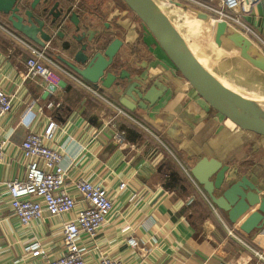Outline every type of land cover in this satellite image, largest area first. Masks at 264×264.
I'll return each instance as SVG.
<instances>
[{
	"label": "crops",
	"instance_id": "0c3cea01",
	"mask_svg": "<svg viewBox=\"0 0 264 264\" xmlns=\"http://www.w3.org/2000/svg\"><path fill=\"white\" fill-rule=\"evenodd\" d=\"M153 1L186 46L189 43L177 28L181 9L195 13V18L210 24L215 33L217 23L207 13L187 9L183 3ZM56 2L59 6L54 12L61 11L63 16L54 21L49 11ZM43 9L47 10L44 14ZM197 12L207 20L199 19ZM34 13L45 17L44 31L51 37L46 54L68 71L57 57L73 62L82 45L87 46L83 53H96L120 39L122 46L108 71L121 79L110 89H103L94 88L71 71L76 78L57 71L48 81L26 78L28 49L17 39L20 35L11 29L7 17L0 14V88L14 94L12 112L0 119V141L4 143L0 163V264H40L63 253L61 227L71 215L54 217L45 213L22 226L11 213L3 185L24 176L19 145L25 132L43 133L51 122L57 129L48 145L61 153L68 191L76 195L75 181L86 177L100 183L113 199V211L99 233L92 239L81 236L79 247L86 264H98L102 256L123 264H264L248 248L227 237L225 229L235 228L244 243L264 255V227L250 234L240 232L190 174L200 159L213 158L229 167L225 187L245 176L264 196V134L237 127L202 99L121 0H48ZM73 14L76 23L70 20ZM184 17L186 26H191L186 30L189 34L192 24ZM242 20L257 35L242 34L251 41L252 54L264 58V0L253 2ZM202 29L198 25L195 30L200 33ZM81 35L84 39L76 41L75 37ZM221 46L238 52L246 75L235 74L233 81L227 72L207 62L206 56L188 49L203 70L227 90L236 93L242 83L251 86L246 90H263L264 73L241 59L239 50L227 39H222ZM130 81L140 83L141 92L158 83L163 94L146 109L138 99L134 101L125 94ZM115 130L126 132L125 142L119 144L113 139ZM245 138L248 142L243 144ZM164 151L173 157L171 161ZM172 161L177 163L176 172H172L176 165ZM121 182L126 183L123 191L118 190ZM128 237L136 239L137 247L127 245ZM32 243H39L40 248L25 251Z\"/></svg>",
	"mask_w": 264,
	"mask_h": 264
},
{
	"label": "water",
	"instance_id": "95a60500",
	"mask_svg": "<svg viewBox=\"0 0 264 264\" xmlns=\"http://www.w3.org/2000/svg\"><path fill=\"white\" fill-rule=\"evenodd\" d=\"M25 1L0 0V14L7 17V22L13 31L29 42L45 48L51 39L50 35L44 31L45 17H38L34 12L39 5L45 4L48 0H31L28 5ZM121 1L142 23L174 68L202 99L241 127L264 134V113L245 105L242 97L225 89L203 70L153 0ZM58 6V2L54 3L53 10L49 11L54 21L63 16L61 11L54 12ZM186 8L194 10L188 6ZM46 12V9L42 10V14ZM197 17L207 20L205 15L198 12ZM70 20L76 23L77 17L73 14ZM75 38L80 42L84 36ZM223 38L239 50L241 59L264 73V58L252 54L251 41L240 33L228 32L227 23L221 21L215 26V44L221 46ZM121 46V40L116 38L104 50L96 53H83L87 51V46L82 45L80 51L74 56L73 62L62 57L57 59L94 88L110 89L117 80L121 79L108 71ZM157 84L141 92L140 83L130 81L125 94L134 101L138 99L144 108H151L163 94L164 89ZM228 170L227 165H223L216 159L202 158L190 169V174L202 187L211 203L225 213L227 221L236 226L240 232L250 234L254 230L262 229L264 227V196H261V189L245 176L225 187Z\"/></svg>",
	"mask_w": 264,
	"mask_h": 264
},
{
	"label": "built area",
	"instance_id": "2783aa9c",
	"mask_svg": "<svg viewBox=\"0 0 264 264\" xmlns=\"http://www.w3.org/2000/svg\"><path fill=\"white\" fill-rule=\"evenodd\" d=\"M167 1L183 3L194 10L203 11L209 15L213 23L226 22L228 32L257 36L242 20L243 13L257 0ZM17 39L28 49L29 53L25 61L26 78L40 77L42 80L48 81L56 71L76 78L70 71L49 57L44 48L33 46L21 36ZM261 43L263 42L261 41ZM82 84L103 102L111 104L96 89H92L83 82ZM13 96L14 94H9L0 88V119L12 112ZM48 106L51 107L52 103H48ZM116 110L128 117L120 109L116 108ZM56 129V124L51 122L43 133L25 132L19 145L25 163L24 176L3 183L4 190L9 197L12 215L22 226H28L31 222L41 219L45 213L54 217L71 215L67 221L62 223L61 227L62 255L55 259H44L40 264H86L83 252L79 247L81 236L84 235L92 239L99 233L113 211V199L100 183H94L86 177H80L75 181L76 195L68 191L66 172L61 167V153L48 145V142L53 139ZM112 137L121 144L125 142L126 132L115 130ZM3 157L4 143L0 141V163L3 161ZM125 187L126 183L121 182L118 190L123 191ZM212 209L216 210L214 206ZM225 229L227 237L245 246L256 258L264 261L263 253L244 243L235 234V228ZM126 243L130 248L137 247L134 237H128ZM39 248V243H32L26 247L25 251L34 252ZM98 264H123V262L119 259L102 256Z\"/></svg>",
	"mask_w": 264,
	"mask_h": 264
},
{
	"label": "rangeland",
	"instance_id": "374dc122",
	"mask_svg": "<svg viewBox=\"0 0 264 264\" xmlns=\"http://www.w3.org/2000/svg\"><path fill=\"white\" fill-rule=\"evenodd\" d=\"M182 11H179L178 13L182 14L181 17L179 16V21H178V30L181 33V36L184 37V39L186 38L187 43L188 44V48L192 49L195 53V55L203 57L206 56V58L208 60H206L207 62L211 63L212 65H214L218 71L221 72H227V76H230L229 78L232 79L234 81L235 79V74L239 75V74H244L246 75V71L242 68V66L244 64H241L242 62L238 59V52H235V50L230 51H226L224 49L223 46H220L219 48L215 45L214 43V36H213V31H211V26L210 24H208L207 22H203L201 20H198L197 18H195V13H188L186 11H184L183 9H181ZM187 18L190 19V22L192 24V28H190V33L187 34V29H189L188 27L190 26H186L185 24V16ZM189 21V20H188ZM210 21V20H209ZM210 23V22H209ZM201 26L203 29V32L197 33L195 30L197 28V26ZM213 25V24H211ZM191 27V26H190ZM211 31V32H210ZM45 49V48H44ZM46 52V49H45ZM228 56V58H226V56ZM220 68V69H219ZM225 75V74H224ZM252 75V74H249ZM251 78V77H249ZM240 88V90L238 92H236L235 94L238 97H244L247 100H251L254 102H258V103H263L264 104V93L260 89L257 87H254V91H258V93H255L251 90H246V88H251V86L249 85H245V83H242L240 85H238ZM245 87V88H241ZM256 89V90H255ZM232 92V91H231ZM253 92V93H252ZM234 93V92H233ZM237 127H240L239 124H237ZM244 127V126H243ZM245 131H249L247 129L244 128ZM242 139V138H241ZM243 144H246V142H248V140L245 138L243 139ZM165 155H166V159L170 160L173 159V157L167 153L166 151H164ZM171 161V160H170ZM174 163V168L172 169V172H176L178 170L177 167V163L176 161H172ZM176 167V169H175Z\"/></svg>",
	"mask_w": 264,
	"mask_h": 264
},
{
	"label": "bare ground",
	"instance_id": "6f19581e",
	"mask_svg": "<svg viewBox=\"0 0 264 264\" xmlns=\"http://www.w3.org/2000/svg\"><path fill=\"white\" fill-rule=\"evenodd\" d=\"M242 99H243L245 105H247L251 109H254L256 111L264 113V104L263 103H258V102H254V101H251V100H247L244 97H242Z\"/></svg>",
	"mask_w": 264,
	"mask_h": 264
}]
</instances>
